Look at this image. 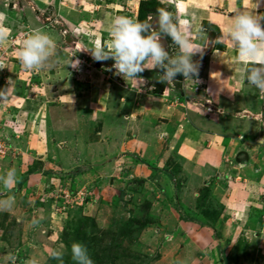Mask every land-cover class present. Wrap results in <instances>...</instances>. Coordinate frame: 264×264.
Here are the masks:
<instances>
[{
  "label": "rangeland",
  "instance_id": "1",
  "mask_svg": "<svg viewBox=\"0 0 264 264\" xmlns=\"http://www.w3.org/2000/svg\"><path fill=\"white\" fill-rule=\"evenodd\" d=\"M145 2L158 6L151 10ZM176 4L0 0V176L16 171L15 182L0 185V199H15L11 210L0 212V264L32 258L60 264L49 256L53 249L63 253V264H75L73 243L84 245L94 264H264V203L235 213L233 188L247 182L225 175L230 167L239 173L243 164L242 135L226 142L221 174L195 159L185 163L169 145L170 113L219 111L199 93L212 53L225 51L220 29L202 22L205 47L192 58L198 72L191 79L178 74L169 84L158 81L159 69H145L139 81L124 78L113 60L95 61L88 51L110 45L115 16L140 20L141 6L148 10L145 22L153 18L155 27L160 9L177 22ZM214 27L218 34L211 39ZM37 28L50 34L55 48L44 67L27 70L16 53ZM161 43L170 55L179 52L170 37ZM71 60L79 61L76 68ZM260 96L257 118L264 124ZM246 146L252 171L260 173L244 189L255 194L264 189V145Z\"/></svg>",
  "mask_w": 264,
  "mask_h": 264
},
{
  "label": "crops",
  "instance_id": "2",
  "mask_svg": "<svg viewBox=\"0 0 264 264\" xmlns=\"http://www.w3.org/2000/svg\"><path fill=\"white\" fill-rule=\"evenodd\" d=\"M178 2L179 4H176L174 8L177 23L181 31L188 34L193 42L202 48L201 52L205 47L206 40V35L201 29V24L204 21L213 23L220 29L226 46L224 52L215 51L212 53V60L209 59L205 75L201 78L203 84H200L201 93H199L207 96L219 111L208 112L209 114L205 111L206 114L203 115L193 111V108H191L192 111L184 108L185 110L179 111V113H176L177 111L172 115L167 113L170 115L171 121L175 123L167 124L170 129H173V136L169 139L170 149L176 148L180 155L185 157V163H190L189 160L195 159L196 165L214 168L218 174H221L222 169H225V148L228 145L226 142L230 141L233 144V138L237 139V135H242L243 145L238 147L239 152L241 151L240 160L243 161V164L239 165L240 171L238 173L237 168L230 167L225 174L228 175V178L229 176H240L242 179H246L247 183L236 182L238 186L235 185L232 191V198H237H235L231 209L235 213H239L241 212L240 207H246V204L264 203L261 201L264 200V189L259 185L257 186L260 188L255 194L244 189H248V184L256 179L257 172H259V170L252 171L250 167L255 163L252 161L251 149L246 145L252 146L254 143L255 148L264 145V124L257 118L260 117L261 111V92L258 89L255 90V87L249 84L246 79L247 69L251 63L238 57L237 50L227 41L224 32L230 17L235 15L234 10H250L255 7L253 3H256L257 6L251 11L264 17V0H252L253 3L251 0H178ZM2 13L3 10L0 11V15ZM260 23L264 27V19H261ZM120 107L122 111L124 106ZM161 131L165 133V129ZM256 137L260 138V140L257 138L258 143L256 144L258 145H255ZM104 153L107 156V150ZM261 160H264V156ZM239 184L243 188L242 190Z\"/></svg>",
  "mask_w": 264,
  "mask_h": 264
},
{
  "label": "clouds",
  "instance_id": "3",
  "mask_svg": "<svg viewBox=\"0 0 264 264\" xmlns=\"http://www.w3.org/2000/svg\"><path fill=\"white\" fill-rule=\"evenodd\" d=\"M253 4L257 6L256 3ZM254 8L234 10L235 15L230 17L224 36L237 50L238 57L251 63L246 76L248 83L264 93V27L260 23L264 17L251 11ZM152 20L144 22L129 16H115L109 30L110 45L105 47L97 44L88 51L95 61L113 60L116 73L124 78L130 77L139 81L142 79L139 73L145 69H159L162 70L158 75V81L161 83L173 82L178 74L191 79L198 72V64L192 58L201 52L202 48L196 45L188 34L181 31L175 17L168 11L157 10L155 27ZM163 36L170 37L179 48L175 56L170 55L163 47ZM54 48L55 42L50 34L37 28L25 36L16 55L25 69L36 70L46 65L53 55ZM69 64L76 68L79 61L71 60ZM15 180L16 171L10 168L0 176V185L7 188ZM14 203V196L0 199V212L11 210ZM39 222L38 218L31 220L33 226ZM49 256L63 264L61 251L53 249ZM71 258L75 264H94L87 248L80 243L71 245ZM28 264H38V261L32 258Z\"/></svg>",
  "mask_w": 264,
  "mask_h": 264
},
{
  "label": "trees",
  "instance_id": "4",
  "mask_svg": "<svg viewBox=\"0 0 264 264\" xmlns=\"http://www.w3.org/2000/svg\"><path fill=\"white\" fill-rule=\"evenodd\" d=\"M148 6H149V8L151 9V10H153V8L155 9V7L156 6H158L156 3H154V2H145ZM145 5V4H144ZM147 10V9H146ZM146 10H144L141 6L139 7V11H138V17L140 16V20L141 21H144L145 22V11ZM148 11V10H147ZM206 23V22H205ZM213 29H215V30H213V31H211L210 33H209V36L211 37V39L212 38H215L216 37V35L218 34V29L216 28V27H214Z\"/></svg>",
  "mask_w": 264,
  "mask_h": 264
}]
</instances>
